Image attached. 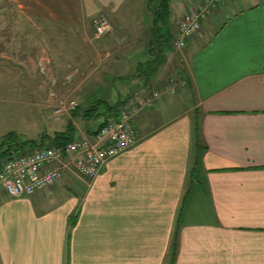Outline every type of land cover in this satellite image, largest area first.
I'll list each match as a JSON object with an SVG mask.
<instances>
[{"label":"crops","instance_id":"0c3cea01","mask_svg":"<svg viewBox=\"0 0 264 264\" xmlns=\"http://www.w3.org/2000/svg\"><path fill=\"white\" fill-rule=\"evenodd\" d=\"M161 1L12 0L17 17L83 33L110 19L112 82L127 93L106 98L118 109L165 85L166 70L181 68L184 84L143 107L139 140L94 179L64 168L31 196L0 197V264H264V0H224L182 50L179 21L202 0H168L154 25ZM167 48L180 50L171 69ZM159 55L156 73H136ZM116 110H100L101 123ZM90 118L71 116L76 134L94 133Z\"/></svg>","mask_w":264,"mask_h":264},{"label":"rangeland","instance_id":"374dc122","mask_svg":"<svg viewBox=\"0 0 264 264\" xmlns=\"http://www.w3.org/2000/svg\"><path fill=\"white\" fill-rule=\"evenodd\" d=\"M0 4L4 7L0 11L1 137L11 131L25 139L35 140L41 139L45 133L54 134L56 130L69 124L75 111L69 110L65 115L58 116V107L64 104L68 106L71 100H76L77 107L86 108L97 97L87 103L86 98L100 89L99 98L106 99L109 93L113 94L117 90L122 96H126V88L121 82H112L113 77L116 78L112 65L118 58L117 43L112 42L113 28L106 35L98 37L95 35L94 25L87 30L88 33L73 28L65 29V26L50 22L17 17L20 10L15 6L13 8L12 0H4ZM111 25L113 27L112 22ZM120 35L123 37L120 41L125 44L126 34ZM85 36L86 39L83 38ZM166 51L173 53V58L167 61L171 65L167 69H171L177 63L174 58L179 55L180 50L167 48ZM136 59H143V56ZM76 68L80 70L75 72ZM73 70L74 76L68 79ZM180 72L179 67L174 73L166 70L171 78L181 77ZM128 80L126 78L125 81ZM130 83L132 82H127L128 89L132 91L135 86L130 88ZM106 109L105 105L101 106V111ZM101 117L103 115L90 123L96 124L95 128L98 127Z\"/></svg>","mask_w":264,"mask_h":264},{"label":"built area","instance_id":"2783aa9c","mask_svg":"<svg viewBox=\"0 0 264 264\" xmlns=\"http://www.w3.org/2000/svg\"><path fill=\"white\" fill-rule=\"evenodd\" d=\"M223 2L224 0H202L184 14L172 39L174 48H186L189 40L201 32L203 21L208 20ZM93 25L98 37L106 35L113 28L105 16L94 18ZM79 70L76 68L75 72ZM75 72L73 70L68 79L74 76ZM183 84L181 77H173L162 87L154 88L151 95L146 97L142 92H135L120 108L118 115L111 116L102 126L94 128L93 134L76 135L64 145L47 143L6 157L0 167V197L31 196L55 184L62 176L64 168L73 170L88 181L94 179L109 159L139 140L140 133L136 121L143 107L152 106L154 99L165 92H177ZM77 106V101L71 100L68 106H60L56 112L60 113L58 116L65 115ZM54 162L58 165L53 166Z\"/></svg>","mask_w":264,"mask_h":264},{"label":"trees","instance_id":"16d2710c","mask_svg":"<svg viewBox=\"0 0 264 264\" xmlns=\"http://www.w3.org/2000/svg\"><path fill=\"white\" fill-rule=\"evenodd\" d=\"M169 16V2L168 0H162L160 3V7L158 6L155 11H154V25H158V23L160 21L166 20ZM154 35H156L158 33V28L157 26H155L154 28ZM160 57L156 56L154 58V62L153 65L149 66L148 64H139V66L137 67V71L136 73H138L139 75H141V71H145V69H149L151 66V73H156L157 69L159 68L162 60H160L159 58H161L162 56L159 55ZM137 74V75H138ZM135 76H129L127 79H132ZM124 79V78H123ZM126 80V78H125ZM98 97V96H97ZM106 106V108L109 110H115L117 109L115 112H113V115H118L120 109H118V107L121 105L120 101H117L114 105H112L109 101V99H105V98H97V100L95 102H93L91 105L87 106L86 108H82V106L80 107H76L75 111L73 112V116L77 115L78 113H83L85 116L87 117H91L90 120H95L96 118L99 117L101 115V106L104 105ZM106 109V110H107ZM112 115V116H113ZM107 120L103 121L102 123L99 124V127L102 126ZM95 127H93L94 129ZM199 124L197 123L195 126V132L196 135H198L199 133ZM76 129L74 126V123L72 120L69 121V124L66 125V129L63 131H56L54 134H49V133H45L42 135L41 139L39 140H35V139H25L23 138V136H20L17 132L15 131H11L5 135H3L2 137H0V158H6L8 156H11L15 153H21V152H26L29 149H32L34 147L37 146H42L45 145L44 143L46 141H48L47 143H52V144H57V145H64L67 142L71 141L72 139L75 138L76 133H75Z\"/></svg>","mask_w":264,"mask_h":264}]
</instances>
